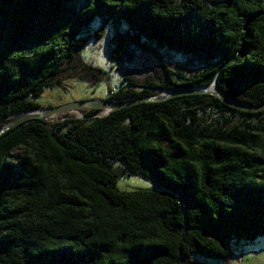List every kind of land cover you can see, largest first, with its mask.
Returning a JSON list of instances; mask_svg holds the SVG:
<instances>
[{
    "label": "trees",
    "instance_id": "1",
    "mask_svg": "<svg viewBox=\"0 0 264 264\" xmlns=\"http://www.w3.org/2000/svg\"><path fill=\"white\" fill-rule=\"evenodd\" d=\"M96 18L116 27L111 60L155 65L143 85L125 74L108 102L215 80L237 102L264 105V0H0V129L39 110ZM162 53L205 69L178 81ZM87 70L97 83L101 71ZM99 112L0 137V264H228L232 247L264 238V109L190 95ZM118 175L158 190L121 191Z\"/></svg>",
    "mask_w": 264,
    "mask_h": 264
},
{
    "label": "rangeland",
    "instance_id": "2",
    "mask_svg": "<svg viewBox=\"0 0 264 264\" xmlns=\"http://www.w3.org/2000/svg\"><path fill=\"white\" fill-rule=\"evenodd\" d=\"M84 0H75L77 7L83 4ZM103 20L94 19L89 27L83 31L81 38L86 40V43L82 49H80L74 58V60L65 65L66 70L55 79L51 88L45 89L41 95L34 101L40 105V110H47L63 105L81 102V101H107L109 90L117 91L120 88V82L123 76L137 75V80L140 85L144 84V80L147 77H151L154 74V59L148 58V56L142 60H136L135 63L127 65L123 62H116L110 59V39L116 33V27L111 22H108L103 26ZM103 27L102 36L99 40L96 39V32ZM122 30H126V25H121ZM165 59L170 63L176 74L177 79L180 80V76L191 77L194 74L205 69V66L198 62L196 59L182 57L171 53H162ZM92 68L101 71V78L97 83L90 77L91 71L87 70ZM140 91L141 89H136ZM89 109L80 108L76 111L59 114L50 120L47 117L46 121H59L61 118L69 117L75 119H84V112ZM38 111V110H37ZM105 112H100L98 116L104 115ZM214 115H207V120H215ZM212 117V118H211ZM211 118V119H210ZM15 119V118H14ZM18 155V152L15 153ZM117 171H119V164L115 165ZM117 187L124 192L133 191H157L158 188L147 178L141 176H121L116 178ZM248 251L254 252L251 255H245L244 263H228V264H264V238H258L253 243ZM243 251V249H242ZM245 251V250H244ZM186 264H226L221 260H209L199 255H192L189 259H185Z\"/></svg>",
    "mask_w": 264,
    "mask_h": 264
},
{
    "label": "water",
    "instance_id": "3",
    "mask_svg": "<svg viewBox=\"0 0 264 264\" xmlns=\"http://www.w3.org/2000/svg\"><path fill=\"white\" fill-rule=\"evenodd\" d=\"M190 95H212L214 97H218L219 99L225 101V103L234 109L242 110V111H258L264 109V105L259 107L249 106L245 104H241L234 100L231 96L225 94L224 92L219 91L216 88V81L206 87L201 88H194V89H172L168 90L162 94L156 95V96H149L148 98H143L137 101L133 102H126V103H118V102H111V101H97V100H91V101H81V102H75L67 105H63L60 107L52 108L43 110V115L40 117L38 115H31L32 113L36 112H29L26 114H22L19 117L13 119L10 123H8L5 127L0 129V137L7 132L8 130L16 129L23 124H26L30 121L34 120H47V117H49L50 120H53L56 115H61L69 112L76 111L80 108L85 109H95L99 110L100 112H105L104 115L100 117L107 116L109 113L125 108L130 107L138 103H146V102H163L169 99L182 97V96H190ZM99 112V113H100Z\"/></svg>",
    "mask_w": 264,
    "mask_h": 264
},
{
    "label": "built area",
    "instance_id": "4",
    "mask_svg": "<svg viewBox=\"0 0 264 264\" xmlns=\"http://www.w3.org/2000/svg\"><path fill=\"white\" fill-rule=\"evenodd\" d=\"M232 254L229 258V263H240L242 261V250L238 247H232Z\"/></svg>",
    "mask_w": 264,
    "mask_h": 264
},
{
    "label": "crops",
    "instance_id": "5",
    "mask_svg": "<svg viewBox=\"0 0 264 264\" xmlns=\"http://www.w3.org/2000/svg\"><path fill=\"white\" fill-rule=\"evenodd\" d=\"M256 241V240H255ZM251 246H255V245H250L249 247L246 246V247H243V251H242V261H240L241 263L243 262L244 263V260H245V255L244 254H247L248 256L251 255V254H254V252H257V250H254L249 252L248 249L251 247ZM245 250V251H244Z\"/></svg>",
    "mask_w": 264,
    "mask_h": 264
},
{
    "label": "bare ground",
    "instance_id": "6",
    "mask_svg": "<svg viewBox=\"0 0 264 264\" xmlns=\"http://www.w3.org/2000/svg\"><path fill=\"white\" fill-rule=\"evenodd\" d=\"M31 115H38L40 117L41 115H43V112L42 110L39 109L38 111L32 113Z\"/></svg>",
    "mask_w": 264,
    "mask_h": 264
}]
</instances>
